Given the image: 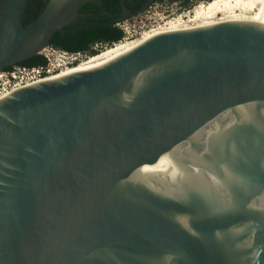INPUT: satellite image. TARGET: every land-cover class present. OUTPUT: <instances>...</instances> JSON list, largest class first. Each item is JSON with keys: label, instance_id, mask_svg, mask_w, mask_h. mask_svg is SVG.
<instances>
[{"label": "water", "instance_id": "1", "mask_svg": "<svg viewBox=\"0 0 264 264\" xmlns=\"http://www.w3.org/2000/svg\"><path fill=\"white\" fill-rule=\"evenodd\" d=\"M26 1L0 0V71L88 0L23 24ZM119 1L101 10L155 0ZM174 149L155 184L132 181ZM0 264H264V15L156 34L0 98Z\"/></svg>", "mask_w": 264, "mask_h": 264}, {"label": "bare ground", "instance_id": "2", "mask_svg": "<svg viewBox=\"0 0 264 264\" xmlns=\"http://www.w3.org/2000/svg\"><path fill=\"white\" fill-rule=\"evenodd\" d=\"M194 13L195 14L187 21L178 18L176 21H170L164 25L158 26L157 28L145 31L142 34H139L136 38L117 42L112 46L99 51L98 54L89 56L82 62L62 68L38 82L57 79L74 72L97 68L117 56L131 50L144 40L156 34L205 27L228 21L258 23L260 18L264 15V0H209L206 4H201L200 7L196 8ZM31 84L32 83H29L27 85ZM18 88L21 87H15L12 91ZM12 91H8L0 96V98L8 95ZM176 150L177 149H174L164 153L154 163L142 165L133 173L131 177L132 181L148 185H152L153 183L155 184Z\"/></svg>", "mask_w": 264, "mask_h": 264}, {"label": "trees", "instance_id": "3", "mask_svg": "<svg viewBox=\"0 0 264 264\" xmlns=\"http://www.w3.org/2000/svg\"><path fill=\"white\" fill-rule=\"evenodd\" d=\"M143 1L124 0V3L128 9L134 11ZM156 1L158 0H155L153 4ZM168 1H178L184 8H189L193 2L199 0ZM46 3L47 0H27L22 15L23 24L35 19L44 9ZM101 7L110 12H118L122 9L119 0H101V5L98 4V0H88L68 24L52 35L49 45L70 52L83 51L88 56H94L99 53L101 47L119 42L124 34L116 23L121 20H116L115 16L103 12ZM44 63L45 58L41 54H36L17 62L16 65L31 67ZM9 68L11 67L5 69Z\"/></svg>", "mask_w": 264, "mask_h": 264}, {"label": "built area", "instance_id": "4", "mask_svg": "<svg viewBox=\"0 0 264 264\" xmlns=\"http://www.w3.org/2000/svg\"><path fill=\"white\" fill-rule=\"evenodd\" d=\"M116 25L123 30L124 34L119 42L133 38L136 32L134 26L124 25L120 21ZM95 46L97 47V45ZM99 50L101 51V48ZM39 54L45 58V63L42 65L31 67L13 65L9 69L0 71V96L8 91H12L15 87L27 86L29 83H37L39 80L49 77L54 72L82 62L89 57L83 51L70 52L55 48L51 45L44 47Z\"/></svg>", "mask_w": 264, "mask_h": 264}, {"label": "rangeland", "instance_id": "5", "mask_svg": "<svg viewBox=\"0 0 264 264\" xmlns=\"http://www.w3.org/2000/svg\"><path fill=\"white\" fill-rule=\"evenodd\" d=\"M207 2V0H199L193 2L189 8H184L182 3L178 1L158 0L141 14L122 19L120 22L130 27L134 26L136 32L134 33L133 38H136L139 34H142L145 31L157 28L170 21H176L178 18L187 21L195 14L194 11L196 8ZM106 47H101V50H104Z\"/></svg>", "mask_w": 264, "mask_h": 264}, {"label": "flooded vegetation", "instance_id": "6", "mask_svg": "<svg viewBox=\"0 0 264 264\" xmlns=\"http://www.w3.org/2000/svg\"><path fill=\"white\" fill-rule=\"evenodd\" d=\"M14 65H16V64H14ZM13 65H11V66H9V67H12Z\"/></svg>", "mask_w": 264, "mask_h": 264}]
</instances>
